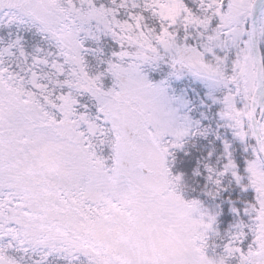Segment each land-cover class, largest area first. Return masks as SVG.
Here are the masks:
<instances>
[{"label": "snow or ice", "instance_id": "6c2138e0", "mask_svg": "<svg viewBox=\"0 0 264 264\" xmlns=\"http://www.w3.org/2000/svg\"><path fill=\"white\" fill-rule=\"evenodd\" d=\"M0 264H264V0H0Z\"/></svg>", "mask_w": 264, "mask_h": 264}]
</instances>
